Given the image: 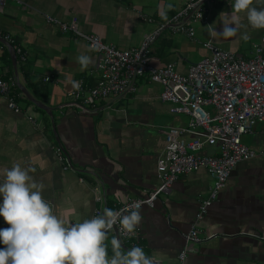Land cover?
I'll list each match as a JSON object with an SVG mask.
<instances>
[{
    "label": "crops",
    "instance_id": "1",
    "mask_svg": "<svg viewBox=\"0 0 264 264\" xmlns=\"http://www.w3.org/2000/svg\"><path fill=\"white\" fill-rule=\"evenodd\" d=\"M188 1L16 0L0 8V38L7 36L9 41H5L14 50L19 48L26 54V62L21 63L15 53V79L11 51L0 42V73L4 80L18 81L32 99L48 107L55 126L53 129L48 114L29 102L17 85L12 92L22 95L18 100L22 114L9 111L0 97V183L5 170L14 164L33 168L30 175L45 185L43 198L51 203L54 214L69 224L90 219L98 208L115 210L156 189L160 184L156 162L165 146L164 132L186 128L189 117L171 114L170 105L159 99L161 87L147 76L136 80L134 93L105 105L102 102L104 107L97 114L83 112L71 97L72 82L95 84L97 56L72 33H61L45 16L65 23L76 18L79 31L97 35L119 50L138 46L145 35L163 24V31L149 48L151 65L159 68L173 63L180 74L207 56V42L240 57L252 56L264 29H252L244 19L246 27L223 38L208 28L221 32L224 17L220 14H230L234 0H213L204 20H189L194 38L174 32L170 20ZM245 32L247 40L242 39ZM81 55L92 60L83 71L77 62ZM184 138L191 140L193 136ZM242 142L256 155L231 172L197 224L201 242L187 245L183 263L179 261L186 247L183 235L190 232L200 201L212 189L213 180L206 170L180 176L153 208H141L137 246L153 264H264V127L255 124ZM56 148L61 149L64 161L57 159ZM216 150L205 148L201 154ZM0 225L8 226L2 218ZM113 238L109 235L106 241L108 256L113 255ZM120 243L125 253L131 249Z\"/></svg>",
    "mask_w": 264,
    "mask_h": 264
},
{
    "label": "built area",
    "instance_id": "2",
    "mask_svg": "<svg viewBox=\"0 0 264 264\" xmlns=\"http://www.w3.org/2000/svg\"><path fill=\"white\" fill-rule=\"evenodd\" d=\"M9 1L16 0H0V8ZM212 4L213 0H189L170 20L175 25L174 32L194 38L195 32L188 26V21L204 20ZM45 20L55 24L61 33H72L97 56L98 78L95 84L87 86L80 80L79 91L73 89L70 93L83 112L97 114L108 101L134 93L136 80L147 76L150 82L161 87L159 99L170 105L171 114L189 117L186 128H169L164 132L165 146L156 162L159 186L142 199H129L114 210L124 212L133 203L140 205L139 212L143 206L153 208L159 196L166 193L180 176L206 170L213 180L212 189L208 197L200 201L190 232L183 235L186 247L179 254V261L183 263L188 252L187 245L201 242L197 224L225 187L231 172L239 163L249 161L256 155L242 142V137L249 135L255 124L264 127V35L249 58L220 49L213 43L209 47L207 42L204 44L207 56L192 65L185 74H180L173 63L159 68L151 65L149 48L163 31V24L145 35L138 46L119 50L112 44L104 43L97 35L79 31L76 18L66 23L49 16H45ZM144 20L152 22L151 18ZM5 40L9 41V38L6 36ZM14 51L19 61L25 63L26 54L19 48ZM48 80L45 78V81ZM15 86V81L4 80L0 73V97L5 99L9 111L22 114L18 103L22 95L12 92ZM28 119L34 122L32 118ZM184 135H192L193 138L186 140ZM209 147H216V152L201 154ZM55 153L60 162L64 161L60 148H56ZM97 201L101 199L97 198ZM102 213L103 210L98 208L91 218ZM7 227L0 225V229ZM109 235L130 248L137 246L140 240L138 229L134 235L126 237L122 235L119 224L113 227Z\"/></svg>",
    "mask_w": 264,
    "mask_h": 264
},
{
    "label": "clouds",
    "instance_id": "3",
    "mask_svg": "<svg viewBox=\"0 0 264 264\" xmlns=\"http://www.w3.org/2000/svg\"><path fill=\"white\" fill-rule=\"evenodd\" d=\"M160 14L167 19L164 12ZM220 16L224 17L221 32L208 28L223 38L246 27L244 19L252 29H264V0H234L230 14L222 12ZM248 38L245 32L242 39ZM77 62L83 71L92 60L81 55ZM80 86L79 81L72 82L74 90L79 91ZM34 171L14 164L5 170L0 183V218L8 225L0 229V264H153L141 247L122 251L117 238L111 240L113 255L108 256L106 241L115 225L119 224L126 237L140 226L143 218L138 203L124 212L105 208L99 216L69 224L54 214L51 203L43 198L45 185L30 175Z\"/></svg>",
    "mask_w": 264,
    "mask_h": 264
},
{
    "label": "water",
    "instance_id": "4",
    "mask_svg": "<svg viewBox=\"0 0 264 264\" xmlns=\"http://www.w3.org/2000/svg\"><path fill=\"white\" fill-rule=\"evenodd\" d=\"M0 42L2 43V44H4L6 47H8L9 49H10V53H11V61H12V65H13V67H14V73H15V79H17V73H16V54H15V52H14V49H13V47L7 42V41H5L4 39H2V38H0ZM17 84V88L21 91V93L26 97V99L29 101V102H31L33 105H35L37 108H39V109H41V110H43L44 112H46L47 114H48V116H49V118H50V120H51V123H52V128L54 129L55 128V126H54V124H53V117H52V112L50 111V109L48 108V107H46V106H44V105H42V104H39V103H37L34 99H32L30 96H29V94H28V92L26 91V89L25 88H23L22 87V85H20L19 83H18V81L16 82ZM121 247H122V249L123 250H125V247L123 246V245H121Z\"/></svg>",
    "mask_w": 264,
    "mask_h": 264
},
{
    "label": "rangeland",
    "instance_id": "5",
    "mask_svg": "<svg viewBox=\"0 0 264 264\" xmlns=\"http://www.w3.org/2000/svg\"><path fill=\"white\" fill-rule=\"evenodd\" d=\"M147 21V20H146ZM148 22V21H147Z\"/></svg>",
    "mask_w": 264,
    "mask_h": 264
},
{
    "label": "trees",
    "instance_id": "6",
    "mask_svg": "<svg viewBox=\"0 0 264 264\" xmlns=\"http://www.w3.org/2000/svg\"><path fill=\"white\" fill-rule=\"evenodd\" d=\"M27 79V78H26ZM28 80V79H27Z\"/></svg>",
    "mask_w": 264,
    "mask_h": 264
}]
</instances>
